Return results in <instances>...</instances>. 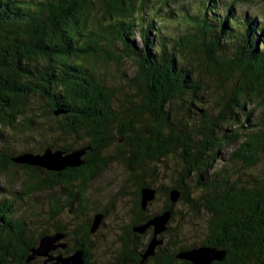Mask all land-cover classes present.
<instances>
[{"label": "trees", "instance_id": "trees-1", "mask_svg": "<svg viewBox=\"0 0 264 264\" xmlns=\"http://www.w3.org/2000/svg\"><path fill=\"white\" fill-rule=\"evenodd\" d=\"M259 1L0 0V264L38 263L30 257L50 234L35 235L44 218L67 226L47 212L59 183L79 185L65 215L81 218L76 232L89 235L84 189L117 162L139 173L140 208L144 189L166 198L154 214L170 212L155 264H191L177 256L196 248L223 253L212 264H264V23L241 10ZM128 59L125 90L111 88V66L120 71ZM47 149L81 151L83 163L53 172L14 162ZM177 153L176 185H150L149 164ZM172 191L195 218L186 230ZM144 252L133 249L126 264H147Z\"/></svg>", "mask_w": 264, "mask_h": 264}, {"label": "flooded vegetation", "instance_id": "flooded-vegetation-1", "mask_svg": "<svg viewBox=\"0 0 264 264\" xmlns=\"http://www.w3.org/2000/svg\"><path fill=\"white\" fill-rule=\"evenodd\" d=\"M70 173H65L64 175H69ZM138 177L134 176V180H137ZM139 179V178H138ZM138 184V183H134ZM69 181L59 183L57 184V190L55 191L57 193V198L50 201L49 203V209L48 213L51 215L52 218H54L55 215H62L63 217L66 218L67 221V226L62 227L59 225L56 221H51L50 218H44L42 223L40 224L41 230L38 232V236L41 233H44V231H47L50 234H45L44 236H41L40 239L43 237L47 236H54V235H61V238L54 243V249L49 251L45 257L50 258L51 263L54 264L57 262L59 258H65L69 257L75 252L79 251L82 253L83 256V264H96V254L95 252L98 251V248H100L103 252H105V249L103 250V245L105 242L100 239L102 234L100 235L101 231L103 229H107L106 231H111V228H113V225H108L105 221L107 219V216L111 210L117 209L114 206V201L119 197V192H115L112 195L111 203H109V206L105 205V207L99 203V198L98 200L95 199L96 196H99L95 192L93 193H88L85 191V194H87V199H84L85 202L87 203V207L85 211L83 212L82 215V220L84 217H94L93 220L96 218V216H100V222L97 227L93 232L89 235H81L76 232V223L81 220V218L74 216L72 221L69 220V216L72 215V212L69 210L68 217L65 215V206L70 208V203L72 202V199L69 194H71V191H75V189H80L78 184H74L70 186ZM55 186V187H56ZM134 186V185H133ZM130 194L132 195L131 197H128L127 201V206H126V211L128 214H130V220L128 224L125 226L118 225V241L120 242V245L116 248L115 250V255L113 256L114 260L112 261V264H126L127 262H130L133 258V253L132 250L136 249L137 252H140L141 250L147 249L148 243L151 241L150 236H151V230L150 228L146 229L143 234L135 233L133 236H129L125 230L127 229L128 225L133 224L134 222H138L140 220L148 219L152 217L154 214H158L159 211L163 209L167 205L166 201L163 205L162 208H160L158 211H151V209L154 207L155 203H149L148 205L145 206V208H140L139 203H138V197H137V187L134 190L129 191ZM69 193V194H68ZM126 194V193H125ZM58 203H62V205H57ZM125 203V202H124ZM132 205V207H131ZM52 206V207H50ZM67 208V209H68ZM121 208V207H119ZM120 210V209H119ZM94 211V212H93ZM93 212L91 216H87V213ZM84 216V217H83ZM155 216V215H154ZM184 219V218H183ZM81 222V221H80ZM35 223L34 221L29 222V224ZM131 223V224H130ZM61 227L62 229H59ZM58 229V230H55ZM153 231V229H152ZM164 237V236H163ZM104 239V236H102ZM171 241H174L176 243H179L181 246L183 245L184 238L180 237H172ZM160 244L158 246H163L165 247V244L167 243V237L165 239L160 238ZM155 247V250L153 251V255L149 256L147 264H155V261L157 260L158 257V252L159 248ZM167 247V246H166ZM111 251V250H110ZM109 252V251H107ZM85 253V254H84ZM145 253V252H144ZM143 253V254H144ZM70 254V255H69ZM142 254V256H143ZM42 256H36L35 260H39V262L44 261L45 263L49 262L46 259L43 260ZM95 260V261H94ZM98 261V260H97ZM110 261V260H109ZM111 262V261H110ZM214 262V261H213ZM212 262V263H213ZM211 263V264H212ZM34 264H39V263H34ZM163 264V263H162ZM167 264V263H165Z\"/></svg>", "mask_w": 264, "mask_h": 264}, {"label": "rangeland", "instance_id": "rangeland-1", "mask_svg": "<svg viewBox=\"0 0 264 264\" xmlns=\"http://www.w3.org/2000/svg\"><path fill=\"white\" fill-rule=\"evenodd\" d=\"M194 1H196V0H194ZM255 4H252V6L249 8H245V7L241 8V10H248V12L252 11L253 14H255V13L261 14L260 22L262 21V23H264V0L259 1L257 6H255ZM134 64L135 63L132 60H129V59L124 60L123 63L121 64L122 68L120 69V71L117 70V72H116V68L114 66H111V69L109 71L111 74L110 77L115 78V80L112 79V81H111L109 79V81L107 83L108 86H110L111 88H115L117 90L121 89L124 81H122V79L120 80V73L123 72L127 76L132 75L134 72V68H135ZM122 88H124V87H122ZM123 90H125V88ZM29 101H30V103L34 104V106L37 107L38 110H41L44 113L46 112V116H49V114L47 112L48 111L47 108L40 107L41 102L39 100H37L36 97H33ZM40 115H41V113H40ZM229 151H230L229 148H223L222 150H220V153L222 155H225ZM181 165H182V160L179 157V153L169 154V157L163 158L161 163H158V162L152 163L151 162L149 164V166L151 168H153V170L155 171V174H150L151 175L150 180L147 179V182L156 188H158V187H165V188L172 187V186L176 185V182H177L176 180L178 179L176 177V172H177V170H180ZM216 165L218 166L217 163H216ZM134 167L135 166H133V168ZM45 174H46V172L42 173V175H45ZM130 174H131V172L128 171L126 169V167L120 162L109 164L106 172L102 173V179L101 180L95 179L97 181L94 180L92 182H89L87 184L86 188L84 189L88 193L95 192L96 194H98L99 196H96L95 198L97 200L99 198V203L102 204L104 207H105V205L107 206L109 201H110V204H112L111 203L112 195L115 192H119V197L117 199H115V201L113 203L117 209H115L114 211L111 210L107 216L106 221H105L108 225H113V228H111V231H106L107 229H103L100 233V235L102 234V236H104V239L102 238V236L100 237V239H102L105 242V244L103 245V250L105 249V252H103L100 248H98V251L95 252L96 261L95 260L94 261L96 262V264H112V261L114 260L113 256L115 255V250L120 245V242L117 239L118 238L117 237L118 232H119L117 226L118 225L125 226L126 224H128V222L130 220V217H129L130 214H128L127 212H124V211H126V209L128 208V207L126 208L127 201L129 200L128 197L132 196L129 191L136 189V187L138 186L137 184L134 185V183H136L137 181L133 182L132 181L133 179L130 177L132 175H134V176L136 175L139 177V173L137 172V170L136 171L134 170V173L131 175ZM161 177L163 178L162 180H161ZM153 178L156 179L155 182H152ZM18 189H19V187L16 184H14L13 186H11L9 188V190H11V191H17ZM52 190L56 191L57 186L53 187ZM200 194H201L200 191L193 190V197L194 198H198L200 196ZM154 200H155L154 201L155 205L151 209V211H158L160 208L163 207L166 198H165V196L159 195L157 193V194H155ZM175 206H176L175 209L179 208V210L177 212L183 211L186 213L185 217H184L185 221L181 220L182 225L184 224L183 226H184L185 230L190 228V226L196 222L194 220L195 218H193V214L189 215L190 211H188L186 208H184L180 205H177L176 203H175ZM119 207H121V208H119ZM131 207H132V205H131ZM31 221H34V220H31ZM34 222L35 223H31V224H34L35 226H37L36 221H34ZM172 227H174L176 229V225L172 226ZM195 229H196V227H195ZM35 232H36L35 235H38V230H35ZM187 235H188V233H187ZM181 236H183V235H181ZM180 238H182V237H180ZM183 238L185 240L187 239L186 237H183ZM107 251H109V252H107ZM42 258H44L43 260L49 259L48 257H42ZM33 260H34V258H33ZM37 262L39 264H41V262H39V261H37ZM50 263H51V261H49L47 263H45L44 261L42 262V264H50Z\"/></svg>", "mask_w": 264, "mask_h": 264}, {"label": "water", "instance_id": "water-1", "mask_svg": "<svg viewBox=\"0 0 264 264\" xmlns=\"http://www.w3.org/2000/svg\"><path fill=\"white\" fill-rule=\"evenodd\" d=\"M58 113L55 112V115ZM82 152H75L71 155L63 156L61 152H51L47 149L42 155L25 154L21 157L14 159L15 163L42 168L47 171L60 172L66 168L78 167L83 162L81 161ZM155 197L154 190L144 189L141 192V206L144 208L148 202H151ZM179 198L177 192L172 191L170 193L171 203H175ZM170 218V212H165L160 216L153 217L147 224L141 225L134 229L135 232L143 234L148 228H153L154 237L147 245V249L142 256V260L153 255L154 248L161 242L156 238L159 234L166 231V225ZM100 216H96L94 219L91 231L93 232L99 225ZM61 238V235L43 237L39 241V245L36 249L32 250V259L34 256H45L49 251L54 249V243ZM179 259L189 261L191 264H211L213 261H221L223 253L210 250L208 248H196L191 251H184L178 254ZM54 264H83L82 253L77 251L72 256L59 258Z\"/></svg>", "mask_w": 264, "mask_h": 264}, {"label": "bare ground", "instance_id": "bare-ground-1", "mask_svg": "<svg viewBox=\"0 0 264 264\" xmlns=\"http://www.w3.org/2000/svg\"><path fill=\"white\" fill-rule=\"evenodd\" d=\"M148 190H151V189H148ZM155 198V197H154ZM142 207V206H141ZM143 208V207H142ZM145 208V207H144ZM97 229V228H96ZM46 237V236H45ZM38 256H42V255H38ZM36 256H34L33 258H35ZM42 257H45V256H42ZM32 258V259H33ZM51 259L49 258V259H47V261H50Z\"/></svg>", "mask_w": 264, "mask_h": 264}]
</instances>
